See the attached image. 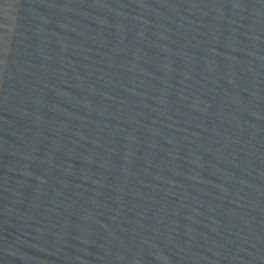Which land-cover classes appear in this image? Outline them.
<instances>
[{"label": "water", "instance_id": "obj_1", "mask_svg": "<svg viewBox=\"0 0 264 264\" xmlns=\"http://www.w3.org/2000/svg\"><path fill=\"white\" fill-rule=\"evenodd\" d=\"M0 264H264V0H0Z\"/></svg>", "mask_w": 264, "mask_h": 264}]
</instances>
